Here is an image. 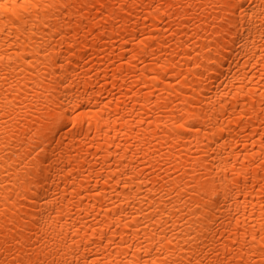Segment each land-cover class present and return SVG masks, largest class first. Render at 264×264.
I'll return each mask as SVG.
<instances>
[{
  "label": "bare ground",
  "instance_id": "obj_1",
  "mask_svg": "<svg viewBox=\"0 0 264 264\" xmlns=\"http://www.w3.org/2000/svg\"><path fill=\"white\" fill-rule=\"evenodd\" d=\"M0 5V264H264V0Z\"/></svg>",
  "mask_w": 264,
  "mask_h": 264
},
{
  "label": "snow or ice",
  "instance_id": "obj_2",
  "mask_svg": "<svg viewBox=\"0 0 264 264\" xmlns=\"http://www.w3.org/2000/svg\"><path fill=\"white\" fill-rule=\"evenodd\" d=\"M0 7H2V5H0Z\"/></svg>",
  "mask_w": 264,
  "mask_h": 264
}]
</instances>
